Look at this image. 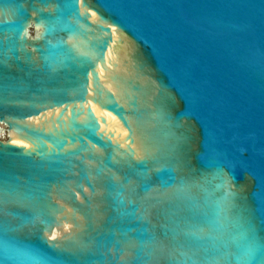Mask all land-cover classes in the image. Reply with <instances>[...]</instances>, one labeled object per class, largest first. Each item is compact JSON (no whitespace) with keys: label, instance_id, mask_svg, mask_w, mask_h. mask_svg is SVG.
Masks as SVG:
<instances>
[{"label":"water","instance_id":"1","mask_svg":"<svg viewBox=\"0 0 264 264\" xmlns=\"http://www.w3.org/2000/svg\"><path fill=\"white\" fill-rule=\"evenodd\" d=\"M0 264H264V0H0Z\"/></svg>","mask_w":264,"mask_h":264}]
</instances>
